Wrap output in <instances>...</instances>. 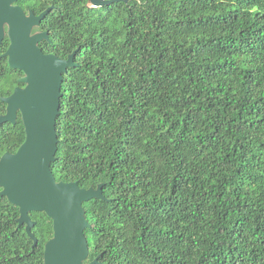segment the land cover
I'll return each instance as SVG.
<instances>
[{
	"label": "trees",
	"instance_id": "16d2710c",
	"mask_svg": "<svg viewBox=\"0 0 264 264\" xmlns=\"http://www.w3.org/2000/svg\"><path fill=\"white\" fill-rule=\"evenodd\" d=\"M110 1V0H106ZM63 75L56 182L83 203L85 264H264V0H20ZM0 46V97L23 87ZM6 105L0 101V115ZM25 140L0 126V158ZM1 190V189H0ZM0 197V264H44L52 221Z\"/></svg>",
	"mask_w": 264,
	"mask_h": 264
},
{
	"label": "water",
	"instance_id": "95a60500",
	"mask_svg": "<svg viewBox=\"0 0 264 264\" xmlns=\"http://www.w3.org/2000/svg\"><path fill=\"white\" fill-rule=\"evenodd\" d=\"M20 0H0V46L7 36L9 47L2 57L7 58L13 70L23 77L9 97H0L6 113L0 115L3 123L16 124L17 114L25 132L23 144L14 153L0 158V197L19 209L18 227L25 226L28 237L35 226L30 213H44L52 221V238L44 246V264H85L88 246L84 231L89 227L83 203L93 199L106 201L103 185L96 189H82L77 182H56L50 166L57 151L56 118L63 75L76 66L74 51L67 59L44 54L39 43L48 40L46 32L33 34L42 20L54 9L49 7L36 16L26 13L17 4ZM120 0H89L91 7H101ZM126 1V0H125ZM87 264H98V258Z\"/></svg>",
	"mask_w": 264,
	"mask_h": 264
},
{
	"label": "flooded vegetation",
	"instance_id": "af4514ba",
	"mask_svg": "<svg viewBox=\"0 0 264 264\" xmlns=\"http://www.w3.org/2000/svg\"><path fill=\"white\" fill-rule=\"evenodd\" d=\"M102 1H106V0H102ZM91 5V2H89V6ZM24 84H23V87H18V88H24ZM19 114V113H18ZM18 114H17V116H18ZM21 117V116H20Z\"/></svg>",
	"mask_w": 264,
	"mask_h": 264
}]
</instances>
